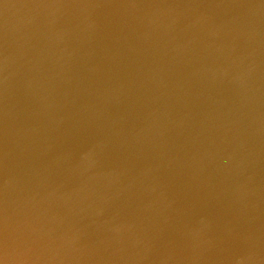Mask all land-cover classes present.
<instances>
[{"label": "water", "instance_id": "1", "mask_svg": "<svg viewBox=\"0 0 264 264\" xmlns=\"http://www.w3.org/2000/svg\"><path fill=\"white\" fill-rule=\"evenodd\" d=\"M0 264H264V0H0Z\"/></svg>", "mask_w": 264, "mask_h": 264}]
</instances>
